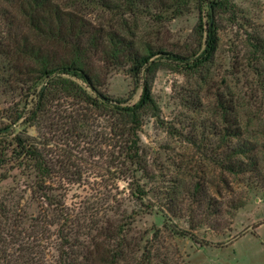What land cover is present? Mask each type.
Wrapping results in <instances>:
<instances>
[{"label": "rangeland", "instance_id": "1", "mask_svg": "<svg viewBox=\"0 0 264 264\" xmlns=\"http://www.w3.org/2000/svg\"><path fill=\"white\" fill-rule=\"evenodd\" d=\"M26 1L0 0V264H100L102 256L104 264H145L148 255L157 264H264V0H225L211 57L157 71L159 111L138 131L140 166L123 162L125 137L108 108L85 110L80 134L48 118L31 122L47 80L34 53L52 44L30 24L41 7L28 15ZM49 1L83 32L82 44L99 41L88 60L100 90L123 106L137 103L142 87L129 64L106 57L110 32L142 54L163 50L156 58L164 60H195L205 48L201 0ZM28 137L50 142L46 181L19 157L16 140Z\"/></svg>", "mask_w": 264, "mask_h": 264}, {"label": "trees", "instance_id": "2", "mask_svg": "<svg viewBox=\"0 0 264 264\" xmlns=\"http://www.w3.org/2000/svg\"><path fill=\"white\" fill-rule=\"evenodd\" d=\"M33 1L36 4L31 3L30 0L26 1V7L30 11L28 15L39 7H41V13H38L40 18L32 14L30 24L34 25V28L40 34H44L52 46L45 52L37 49L34 53L39 68L38 72H40L41 77H46L47 80L45 86L35 93L32 106L29 109L31 122L42 123L45 118H48L51 124L54 122L55 125H61L62 128L67 127L66 134L73 132L80 134L77 130L81 125L83 126L84 120L88 119L85 110L108 108L114 111L116 116L118 115L117 120H120L119 136L125 137L121 146L123 148L121 155L125 157L123 162L127 160L128 164L140 166L142 158L138 131L143 124L144 115L157 116L159 111L152 94V82L157 71L170 65L168 61L171 60L188 66H198L211 57L217 40L216 12L227 5L225 0H209L206 12L204 8L205 1L201 0L198 26L203 32H206V39L203 52L195 60H191L190 56L174 53H167L168 58L166 60H164L165 57L156 58L157 54L163 53L166 55V53L163 50H158L142 54L132 41L122 38L117 33L110 32L105 36L107 42H109V47L107 50L103 49V51L108 60L118 66L129 64L128 69L134 80L142 87L139 101L127 106L122 105L123 102H126L125 100L115 99L100 90L99 75L88 60V55L92 50L100 49V43L95 40L96 37L90 35L85 44H82L83 32H76L72 20L64 21L62 19L64 17L59 6L49 0ZM65 13L72 18V13ZM205 16H207V21L204 20ZM72 34L75 40L70 39ZM54 44L57 47H54ZM69 73L80 76L86 82L87 87L92 89V92L86 90L76 80L66 76ZM58 106L61 108L59 109ZM16 141H18V146L21 147L19 157L25 154L26 159L36 169V176L40 175L41 179L46 181L54 172L55 166L52 162L47 161L48 156L43 152V146L50 142L43 140V142L40 141L36 144L32 137L27 139L18 138ZM243 165H246V163ZM136 192L139 198H143L146 194L144 188H137ZM121 255H123V252L118 250L113 254L115 259ZM105 263L107 264V261ZM144 263L157 264L152 262L150 255L146 257ZM100 264H104L103 256L100 258Z\"/></svg>", "mask_w": 264, "mask_h": 264}]
</instances>
